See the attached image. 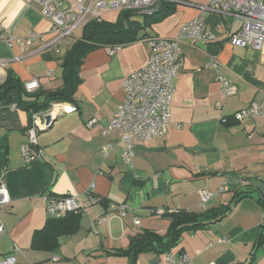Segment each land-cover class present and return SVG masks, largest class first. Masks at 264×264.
<instances>
[{
    "label": "crops",
    "instance_id": "0c3cea01",
    "mask_svg": "<svg viewBox=\"0 0 264 264\" xmlns=\"http://www.w3.org/2000/svg\"><path fill=\"white\" fill-rule=\"evenodd\" d=\"M50 1L75 5L74 0ZM173 3L170 12L141 30V39L119 45L114 53L115 45L102 46L86 57L76 103H53L55 121L49 128L37 127L36 144L30 138L33 122L17 106L15 94L0 102V182L10 195L0 206V260L15 254L17 264H132L131 255L118 252L144 230L165 235L167 212L228 207L220 219L184 232L176 250L188 253L192 264H264V114L236 117L252 102L264 109L262 53L233 45L230 38L242 20L204 10L208 0ZM201 12L213 38L180 43L168 130L136 145L130 165L122 157L120 132L103 134L124 98V80L146 64L151 37L174 38ZM119 13L107 10L104 20L115 22ZM51 23L39 0H0V62L6 61L0 63V77L12 69L24 83L38 78L42 90L62 83L61 59L83 27L69 40L40 50V38L26 50L6 41L32 31L50 39ZM212 60L221 64L220 72L209 65ZM219 73L236 85L235 94H223ZM93 118L95 124H88ZM110 144L113 148L104 153ZM27 150L36 156L32 162L26 161ZM203 189L214 192L207 203L200 196ZM70 194L86 208L79 212V226L62 235L53 250L33 248L34 232L51 217L46 196ZM125 202L132 207L125 217L110 208ZM155 208L166 213L150 212ZM134 264L168 263L165 253L154 250L139 253Z\"/></svg>",
    "mask_w": 264,
    "mask_h": 264
},
{
    "label": "built area",
    "instance_id": "2783aa9c",
    "mask_svg": "<svg viewBox=\"0 0 264 264\" xmlns=\"http://www.w3.org/2000/svg\"><path fill=\"white\" fill-rule=\"evenodd\" d=\"M42 4V12L51 19L50 33L53 36L47 39L44 34L35 31L29 33L25 38H14L10 36L6 41L13 45L17 43L23 50L32 45L37 39H43L44 43L37 47L40 50L47 46H54L63 40H69L74 32L83 27L90 19H104V12L124 9H133L142 14H152L157 10L162 1L175 2L178 0H74V7L65 5L64 1L51 2L50 0H39ZM204 10L215 11L223 15H232L242 20L241 28L231 36L230 41L235 46L250 47L261 51L262 63L264 64V0H208ZM203 12L196 18L183 24L178 36L174 38L155 36L150 38V51L146 64L137 71L130 73L124 80V98L119 103L115 114L109 123L103 128V134L108 135L114 130L120 132L121 139L125 143L122 153L126 163L132 165L134 148L136 145L146 143L154 137L163 136L168 130L171 118L172 99L175 91L174 80L179 74L180 67V43L188 41L196 45L200 41L213 38L210 30L206 28ZM120 48L115 45L110 52L114 53ZM2 65L6 61L0 62ZM209 65L218 72L221 64L212 60ZM218 81L222 86L225 96H231L237 92L236 85L221 73ZM28 92L40 88L38 78H33L25 83ZM74 107H70L69 110ZM55 113L52 107L45 114ZM44 114V115H45ZM264 114V109L258 102H252L248 107L236 113L237 118H246ZM96 119L88 121L95 124ZM45 129L44 116L35 115L33 126L30 130L31 143L36 144V129ZM112 144L107 145L104 153L112 149ZM27 162H32L36 156L33 152L24 151ZM222 190V188H221ZM203 203H207L214 192L203 189L200 191ZM47 210L51 216H61L70 212H82L86 208L76 195L46 196ZM93 200V199H92ZM10 201L7 185L0 182V206ZM110 208L118 215L125 217L132 209L128 202L112 203ZM179 208L170 212L177 211ZM150 212L162 215L166 213L163 208L151 209ZM101 218L100 221H104ZM139 222L138 218H135ZM4 227L0 225V231ZM225 240V238H222ZM168 264H192V257L186 252H179L175 247L165 253ZM0 264H17L15 254H10L0 260ZM209 264H216L210 262Z\"/></svg>",
    "mask_w": 264,
    "mask_h": 264
},
{
    "label": "trees",
    "instance_id": "16d2710c",
    "mask_svg": "<svg viewBox=\"0 0 264 264\" xmlns=\"http://www.w3.org/2000/svg\"><path fill=\"white\" fill-rule=\"evenodd\" d=\"M174 7L171 1H162L155 12L150 15L139 13L133 9H124L119 13L117 21L90 19L82 29L81 35L72 43L70 49L61 59V84L52 90L37 89L28 92L25 83L8 69L5 80L0 84V102L10 93H14L17 106L28 112L30 122L34 116H44L55 102L76 103L75 94L82 83L81 70L86 57L96 48L106 45H123L145 36L141 32L151 20L170 12ZM241 196L242 192H238ZM230 208L207 209L203 212L179 209L167 212L170 220L165 235L152 230H144L131 238V245L118 253L131 255L132 264L136 256L143 251H159L166 253L178 245L184 232L205 227L210 221L225 216ZM80 213L70 212L61 216H51L43 228L34 232L32 247L53 250L59 246L62 235L73 233L79 226ZM264 238V234L260 239Z\"/></svg>",
    "mask_w": 264,
    "mask_h": 264
},
{
    "label": "water",
    "instance_id": "95a60500",
    "mask_svg": "<svg viewBox=\"0 0 264 264\" xmlns=\"http://www.w3.org/2000/svg\"><path fill=\"white\" fill-rule=\"evenodd\" d=\"M5 78H6L5 75H2L0 77V84L5 80ZM54 121H55V118L52 117V114L48 113L44 115V124L46 128L51 127Z\"/></svg>",
    "mask_w": 264,
    "mask_h": 264
},
{
    "label": "bare ground",
    "instance_id": "6f19581e",
    "mask_svg": "<svg viewBox=\"0 0 264 264\" xmlns=\"http://www.w3.org/2000/svg\"><path fill=\"white\" fill-rule=\"evenodd\" d=\"M0 75H1V71H0Z\"/></svg>",
    "mask_w": 264,
    "mask_h": 264
}]
</instances>
